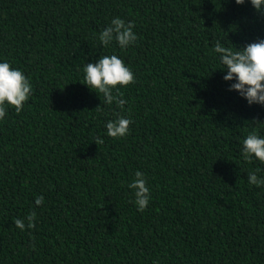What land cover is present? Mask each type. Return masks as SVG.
<instances>
[{
	"label": "trees",
	"instance_id": "16d2710c",
	"mask_svg": "<svg viewBox=\"0 0 264 264\" xmlns=\"http://www.w3.org/2000/svg\"><path fill=\"white\" fill-rule=\"evenodd\" d=\"M117 17L137 36L124 49L99 41ZM258 39L248 0H0V62L32 84L0 120V264H264V185L248 182L264 163L242 156L250 132L264 137V106L229 90L214 51ZM105 55L134 73L123 109L84 84ZM120 116L129 133L112 138Z\"/></svg>",
	"mask_w": 264,
	"mask_h": 264
},
{
	"label": "clouds",
	"instance_id": "9594fccd",
	"mask_svg": "<svg viewBox=\"0 0 264 264\" xmlns=\"http://www.w3.org/2000/svg\"><path fill=\"white\" fill-rule=\"evenodd\" d=\"M246 0H235L237 5H242ZM252 7L264 15V0H248ZM134 24L125 21L119 17L111 20L109 26L105 27L99 34L100 43L107 47L115 40L121 49L127 48L137 40L133 32ZM233 50L230 47L222 46L217 42L214 51L220 54V61L223 69H227L223 76L225 81H235L229 85V90H235L246 99L249 105L259 104L264 106V39L247 43L243 47H236ZM84 84L96 93L103 94L104 103H115L123 109L127 103L123 99V93L119 88L135 82V76L132 70L125 62L116 55H105L99 57L95 63H87L84 67ZM115 90V92H114ZM32 95V84L28 77L18 68L11 67L7 61L0 62V120L7 115V108L13 107L16 113L21 112L24 104ZM132 123L130 118L118 117L115 121L109 120L106 123L107 135L112 138L124 137L129 133V126ZM94 142L98 145L103 143L101 138ZM243 159L251 162L253 157L264 163V137L260 136L255 130L250 132L243 140L242 148ZM248 174V182L257 187L264 185V178H258L256 172ZM135 189V204L137 210L143 212L150 201V192L144 173L136 171L135 178L128 185ZM44 201L43 196L35 199L37 206ZM25 219L28 221L27 228L34 229L36 213H29ZM17 228L24 230L26 225L23 220L14 221Z\"/></svg>",
	"mask_w": 264,
	"mask_h": 264
}]
</instances>
